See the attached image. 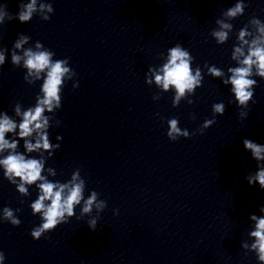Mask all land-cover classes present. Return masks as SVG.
<instances>
[{
	"label": "clouds",
	"instance_id": "clouds-1",
	"mask_svg": "<svg viewBox=\"0 0 264 264\" xmlns=\"http://www.w3.org/2000/svg\"><path fill=\"white\" fill-rule=\"evenodd\" d=\"M36 0H31V3L22 5L23 10L17 14V19L21 23L29 22L32 18V13L35 11ZM45 6L41 5L43 9ZM48 11H52L48 6ZM243 11V5L237 4L234 8H230L228 11L229 16H236L238 12ZM11 18V17H10ZM3 20V15H0V22ZM259 24V20L256 21ZM223 28H229L227 24L222 25ZM259 32L264 34V27H260ZM219 42H224L227 38L225 31H217L213 33ZM245 31L240 32V39L244 40ZM22 42L16 43V48L21 47ZM244 43H248L244 40ZM41 47L37 44V48ZM244 56V52L241 47H236L233 54V58L236 55ZM53 53L50 51H36L27 50L24 53V66L28 69V74H35L37 79H40V74L46 71V76L43 78V86L41 91L43 96L37 97L35 107H29L23 113L20 112L19 106L16 107V115L21 117L20 122L11 119L8 114H4L0 117V153L5 149L9 150L8 155L0 159V166L4 169V176L8 179L16 178L19 181L17 184L18 191L22 194H27L28 188L25 185H32L38 183L36 186L40 190L38 198L31 203V209L33 214H41L42 223L34 227L31 231V236L35 240L41 238L42 233L46 230L53 231L59 225L68 223L70 219L67 217L76 216L75 205H80L84 200L82 206V213H90L92 211V205L96 201L97 193L95 191L85 200L83 193L84 181L79 183H59L50 182L46 177L42 176V170L44 164L40 159L26 158V156L20 152H16L20 141L23 140V148L28 153L43 149L48 150L52 147L49 143L47 131L48 118L44 115L45 111L51 112L54 107L61 106V85L65 74L69 73L70 68L66 66L68 59H59L53 61L51 59ZM4 55L0 53V65L4 64ZM22 57L13 54L12 62L18 64ZM241 67H235L229 69L232 75L229 77L231 83V91L235 94L236 99L240 104H245L253 95L248 91L249 87L256 84L257 81L249 79L248 77L252 73V65H256L257 74L264 77V35L260 38L254 39L249 45L248 55L244 56V59L240 61ZM163 75L156 74L155 81L157 84H162L165 90L173 86L176 89V97L174 104L179 101L180 97L185 94L186 90H192L194 85L198 84V77L200 76L199 69L196 71V75H192L190 68L189 53L183 50L179 45L172 47L169 50L168 62L164 64L160 70ZM210 72L214 76H220L221 70L215 67L210 69ZM76 88V86H74ZM214 111L224 114L223 104H216L213 106ZM178 121L172 119L169 121V130L167 136L175 139V135H183L188 137L187 130L181 131L177 127ZM214 123L213 121H205V127H210ZM15 134L17 139H6L5 134ZM36 135L35 142L28 139L33 134ZM175 134V135H174ZM189 138V137H188ZM243 146L245 150H250L252 157L256 161H264V144L253 142L251 139L245 138L243 140ZM59 147V145H57ZM49 156L53 155V152L48 153ZM259 171H257L254 178L248 179L250 186L259 184L260 189L264 190V166L257 164ZM79 173L73 175L72 181L77 179ZM15 182V181H14ZM71 184V186H70ZM67 190V191H66ZM49 201V203H45ZM103 202H101L102 204ZM101 205H97L100 207ZM261 212H264V207H261ZM5 219L9 220L13 225L19 226L21 221L13 214V210L4 208ZM80 219V217H76ZM251 219L256 221V230L251 233V236L256 238V242L252 245L254 249L258 250L259 259L264 261V217L257 218L255 215L251 216ZM97 222L95 220L88 223V227L95 231ZM5 256L3 252H0V262L4 260Z\"/></svg>",
	"mask_w": 264,
	"mask_h": 264
}]
</instances>
